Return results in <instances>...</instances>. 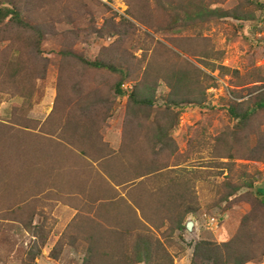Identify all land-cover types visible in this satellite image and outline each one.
Instances as JSON below:
<instances>
[{
	"label": "rangeland",
	"instance_id": "374dc122",
	"mask_svg": "<svg viewBox=\"0 0 264 264\" xmlns=\"http://www.w3.org/2000/svg\"><path fill=\"white\" fill-rule=\"evenodd\" d=\"M12 7L27 27L0 24V264H191L199 241L264 264V109L230 113L264 100V0ZM83 60L122 71L123 94Z\"/></svg>",
	"mask_w": 264,
	"mask_h": 264
},
{
	"label": "trees",
	"instance_id": "16d2710c",
	"mask_svg": "<svg viewBox=\"0 0 264 264\" xmlns=\"http://www.w3.org/2000/svg\"><path fill=\"white\" fill-rule=\"evenodd\" d=\"M7 18H10L12 22H15L18 26L21 25V26L27 27V24L21 19L19 13H17L13 7L12 8H0V24L3 21H5ZM83 63L92 68L104 69V70H107L113 73H118L121 76V79L115 84L114 91H115V94L118 96H121L123 94L121 91V86L125 78L123 76L122 71H120L119 69L115 68L112 65H109V64L97 61V60H94V61L83 60ZM141 102L142 104L144 103L148 104L147 101H141ZM259 109L260 110L264 109V100L257 101L250 109L245 110L244 112L240 114H238L232 108L230 109V113L232 114V116L236 117L237 120L243 122L247 120L250 116H252ZM82 134H83L82 138H85V139L90 136L88 131L86 133L83 132ZM45 146L47 147L48 145L45 143L44 145H41L39 143H36L35 145L34 143L33 147L32 146L29 147L28 154L24 158V161L27 162L26 167H23L24 172H30V174H32L34 172L33 171L34 166L36 165L38 167L40 163L43 162L44 160H45V165H46L48 152ZM34 161H36L35 165H34ZM0 173H1V167H0ZM106 175L111 177V175L109 174H106ZM133 184L134 183H131V185ZM256 194L259 195L261 202L264 205V189L263 188L256 189ZM135 209L137 210V208ZM141 236L142 235L138 236L139 242L140 243L142 242V244H144L145 242L150 247L151 241L149 240V238L145 239L144 237H141ZM156 243L160 247L158 241H155V244ZM228 246H229L228 244L216 245L209 241H199L198 243L195 244L194 250H193V256L196 260H194L191 264H242L240 262L238 263L237 261H234L236 258L235 256L234 258H232V255L230 256ZM135 253H136V256L140 255V253L136 249H135ZM165 256L167 255L165 254Z\"/></svg>",
	"mask_w": 264,
	"mask_h": 264
},
{
	"label": "water",
	"instance_id": "95a60500",
	"mask_svg": "<svg viewBox=\"0 0 264 264\" xmlns=\"http://www.w3.org/2000/svg\"><path fill=\"white\" fill-rule=\"evenodd\" d=\"M192 226H193V224L191 223V222H188V223H186V229L188 230V231H190L191 230V228H192Z\"/></svg>",
	"mask_w": 264,
	"mask_h": 264
}]
</instances>
